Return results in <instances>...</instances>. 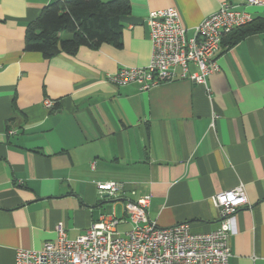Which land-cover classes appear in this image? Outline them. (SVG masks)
<instances>
[{
  "label": "crops",
  "instance_id": "obj_1",
  "mask_svg": "<svg viewBox=\"0 0 264 264\" xmlns=\"http://www.w3.org/2000/svg\"><path fill=\"white\" fill-rule=\"evenodd\" d=\"M57 1L0 0V264L55 241L59 223L74 240L113 211L125 218V203L147 195L159 227L207 234L219 224L213 198L240 185L248 204L235 219L229 264H264V31L232 47L225 40L207 86L182 80L141 93L107 82L150 64L151 12L178 9L192 36L221 4L245 10V0H129L121 48L46 60L25 51L26 33ZM246 10L264 21L263 7ZM109 182L124 185L118 198H102L98 184Z\"/></svg>",
  "mask_w": 264,
  "mask_h": 264
},
{
  "label": "built area",
  "instance_id": "obj_2",
  "mask_svg": "<svg viewBox=\"0 0 264 264\" xmlns=\"http://www.w3.org/2000/svg\"><path fill=\"white\" fill-rule=\"evenodd\" d=\"M243 6L245 10L226 2L221 4L218 12L195 28L192 36L183 26L178 9L151 12L146 20L152 44L150 64L145 68H121L107 82L115 87L137 84L141 93L182 80L207 86L208 76L221 71L218 55L223 39L253 23L254 18L246 9L264 8V0H245ZM191 65L197 66V73L190 72ZM44 104L48 109L54 108L50 100ZM98 188L114 198L124 191V185L115 182L99 183ZM150 204L149 195L127 201L125 218H118L113 211L74 240L67 238L63 223H59L55 241L46 242L39 251L19 249L16 264H229L235 219L248 204L243 185L213 198L219 224L207 234L192 233L189 224L159 227L149 218ZM125 223L131 224L130 231L119 232L118 227Z\"/></svg>",
  "mask_w": 264,
  "mask_h": 264
},
{
  "label": "trees",
  "instance_id": "obj_3",
  "mask_svg": "<svg viewBox=\"0 0 264 264\" xmlns=\"http://www.w3.org/2000/svg\"><path fill=\"white\" fill-rule=\"evenodd\" d=\"M131 13L129 0H63L45 7L38 19L29 24L25 51L40 53L46 60L59 54L76 55L80 48L100 49L104 45L121 48L125 24ZM255 22V21H254ZM228 34L227 47H232L248 35L264 31V21ZM248 29L243 31V29Z\"/></svg>",
  "mask_w": 264,
  "mask_h": 264
},
{
  "label": "water",
  "instance_id": "obj_4",
  "mask_svg": "<svg viewBox=\"0 0 264 264\" xmlns=\"http://www.w3.org/2000/svg\"><path fill=\"white\" fill-rule=\"evenodd\" d=\"M102 198H103V199H108V198H110L109 193H105V194H103V195H102Z\"/></svg>",
  "mask_w": 264,
  "mask_h": 264
}]
</instances>
